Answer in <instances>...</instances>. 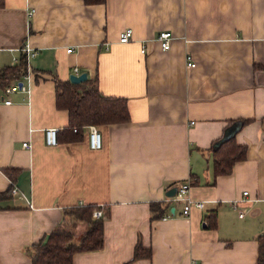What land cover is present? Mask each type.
I'll return each mask as SVG.
<instances>
[{
	"label": "crops",
	"instance_id": "obj_1",
	"mask_svg": "<svg viewBox=\"0 0 264 264\" xmlns=\"http://www.w3.org/2000/svg\"><path fill=\"white\" fill-rule=\"evenodd\" d=\"M128 27L133 40L118 41ZM161 30L173 32L169 49L156 38ZM25 43L37 50L31 80L23 79L30 91L0 100V192L12 181L26 196L0 198V264H32L25 246L51 232L65 209L86 204L104 208V245L76 253L73 264H257L264 0H0V69L17 63ZM76 67L97 76L104 94L128 100L129 121L98 125L99 149L89 146L87 125L81 139L63 138L69 115L57 107L53 74L70 79ZM239 120L235 141L246 156L217 175L213 144ZM50 126L59 128L55 145L45 142ZM186 180L204 202L190 215L184 201L167 199ZM138 242L151 257L133 259Z\"/></svg>",
	"mask_w": 264,
	"mask_h": 264
},
{
	"label": "trees",
	"instance_id": "obj_2",
	"mask_svg": "<svg viewBox=\"0 0 264 264\" xmlns=\"http://www.w3.org/2000/svg\"><path fill=\"white\" fill-rule=\"evenodd\" d=\"M87 4L105 3L106 0H84ZM28 62L25 52H21L17 63L0 69V100L7 84L14 80H22L28 73ZM56 84L57 107L66 109L69 124L63 129V138L75 141L83 136V128L89 124L107 125L129 121L131 115L128 100L123 96L106 95L101 92L98 77L88 78L82 82H72L70 79H60L53 74ZM243 123L242 120H239ZM245 122V120H244ZM213 144L214 172L227 174L232 171L236 161L246 156V146L235 141V135L223 140L219 146ZM76 128V130H75ZM59 141V131H58ZM5 172L13 178L9 168ZM13 182L8 191L0 192V198L11 193ZM159 203H152L153 212L162 213ZM102 207V206H101ZM100 206L95 204L80 205L65 209V217L61 222L39 242L26 245L25 251L30 256L32 264H73L74 255L78 252L100 249L104 245V217H94L93 211ZM104 210V208H102ZM209 225H212L208 220ZM259 255L257 264H264V233L259 236ZM150 247H144L138 242L133 259L151 257Z\"/></svg>",
	"mask_w": 264,
	"mask_h": 264
},
{
	"label": "built area",
	"instance_id": "obj_3",
	"mask_svg": "<svg viewBox=\"0 0 264 264\" xmlns=\"http://www.w3.org/2000/svg\"><path fill=\"white\" fill-rule=\"evenodd\" d=\"M35 12L34 8H30L28 10V15L31 16ZM173 37V32L170 30H161L156 38L160 42L162 48L164 49H169L171 47V39ZM134 38V31L133 28L128 27L123 29L119 33L118 41L127 43L133 40ZM107 48L109 47L108 42H107ZM143 47V46H142ZM21 52H25L26 57H27V62L28 65H30L29 61L30 58L34 55L37 54V50H35L33 47H31L29 44H23V46L20 48ZM71 51L72 48H69ZM142 52H145V47L142 48ZM16 59V58H15ZM186 60L187 64L189 66H195L196 61L194 60V57L191 53H188L186 55ZM18 61V59H17ZM75 73L79 72L78 68H75ZM23 79L25 81L30 82L31 80V68L29 67L28 73L24 75ZM20 80H14L11 83L7 84L5 89H4V95L1 100H4L6 103H11V99L8 97L12 92L18 91V90H23L29 93L30 87L26 86L24 81ZM22 82V85L20 86L19 83ZM29 85V84H28ZM76 130V128H75ZM58 131L59 128L55 126H50L46 127L44 130V137H45V142L49 145H55L58 143ZM87 134H88V143L89 146L92 149H99L103 146V136L102 132L97 124H89L87 125ZM23 146L30 147L31 143L29 141H24ZM178 189L175 195L169 196L167 199L170 201H176V200H182L184 201L183 209H182V214L183 215H190L192 208L193 207H203L204 202L201 200H194L190 195H189V190L191 187V183L189 180L180 182L178 185ZM248 190L244 191V194H247ZM11 194L16 195V194H21L22 196L26 197L25 194L21 193L18 187L13 183V187L11 190ZM245 213L244 209L240 212V215L243 216ZM104 215V210L100 206V208H96L93 211V216L94 217H103ZM170 215H166L164 218H168Z\"/></svg>",
	"mask_w": 264,
	"mask_h": 264
},
{
	"label": "water",
	"instance_id": "obj_4",
	"mask_svg": "<svg viewBox=\"0 0 264 264\" xmlns=\"http://www.w3.org/2000/svg\"><path fill=\"white\" fill-rule=\"evenodd\" d=\"M87 77H88V71H84V72H81V73H79V74H77V73H72V74L70 75V80H71L72 82H82V81L86 80ZM19 85L21 86V85H22V82H20ZM241 125H242V123H241L240 121H235L231 126H229V128L227 129V131H226V133H225L223 139L220 140V141H218V142L216 143L215 147L219 146L220 143H221L223 140H225V139H227V138H229V137L235 135L236 132H237V131L239 130V128L241 127ZM177 189H178V186H174V187L170 188V189L167 191V195H168V196H173V195H175L176 192H177Z\"/></svg>",
	"mask_w": 264,
	"mask_h": 264
},
{
	"label": "rangeland",
	"instance_id": "obj_5",
	"mask_svg": "<svg viewBox=\"0 0 264 264\" xmlns=\"http://www.w3.org/2000/svg\"><path fill=\"white\" fill-rule=\"evenodd\" d=\"M28 67H30V65H28Z\"/></svg>",
	"mask_w": 264,
	"mask_h": 264
}]
</instances>
